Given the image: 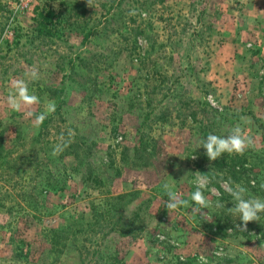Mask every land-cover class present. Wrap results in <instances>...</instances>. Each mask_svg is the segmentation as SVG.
<instances>
[{
    "label": "rangeland",
    "instance_id": "obj_1",
    "mask_svg": "<svg viewBox=\"0 0 264 264\" xmlns=\"http://www.w3.org/2000/svg\"><path fill=\"white\" fill-rule=\"evenodd\" d=\"M76 1L0 0V264H264V213L237 230L219 182L264 198V0H78L46 22ZM33 66L35 113L56 106L39 128L6 104ZM237 124L254 146L210 161L200 141ZM197 171L204 217L191 211ZM165 183L189 205L168 212ZM103 193L125 195L123 227L76 232Z\"/></svg>",
    "mask_w": 264,
    "mask_h": 264
},
{
    "label": "clouds",
    "instance_id": "obj_2",
    "mask_svg": "<svg viewBox=\"0 0 264 264\" xmlns=\"http://www.w3.org/2000/svg\"><path fill=\"white\" fill-rule=\"evenodd\" d=\"M90 6L91 0H88ZM25 78H13L10 81V91L6 97V104L8 108L15 112H23L25 119H31L32 125L35 128H39L43 121L47 118L48 114L55 112V103L48 102L45 106V112L36 114L34 111L35 106L40 104V98L29 90V81H36L40 79L39 70L33 66L28 68L24 73ZM208 101L213 107L216 106L214 98L210 95ZM244 120L245 118H241ZM69 136L73 137L74 132L69 130ZM60 144L54 146L53 155L57 154L64 146V137L61 136ZM254 139L239 125H235L229 134L225 136L216 135L213 133L207 134L206 138L200 141V147L206 150V156L210 161H215L220 158L224 153L243 155L244 152L254 146ZM195 159V156L191 157ZM182 159V158H181ZM179 169V165L176 166ZM196 190L191 194L190 199L194 202V207L191 211L194 214H200L201 217L207 215L204 213V209H209L212 206V202L204 195L203 189H206L210 183L209 176L199 171L193 173ZM221 186L232 197L234 201L233 207L227 208V211L234 216H237L242 222L236 225V229L241 232L248 231L249 222H259L260 214L264 213V198L251 196L248 194L246 187L239 183L231 181V179L224 181L221 179ZM168 200L165 201L164 206L168 212L175 211L180 207H187L189 201L184 199L180 192L174 191L172 186L165 183L163 185ZM264 189V183L260 185ZM215 193V189L211 190ZM215 207L221 208L225 205L217 202ZM228 231H232L229 229ZM158 239L163 240V235H158ZM215 255H221L220 252H215ZM199 264H208L205 256L199 257Z\"/></svg>",
    "mask_w": 264,
    "mask_h": 264
},
{
    "label": "trees",
    "instance_id": "obj_3",
    "mask_svg": "<svg viewBox=\"0 0 264 264\" xmlns=\"http://www.w3.org/2000/svg\"><path fill=\"white\" fill-rule=\"evenodd\" d=\"M121 3H123V0H118L117 6L121 5ZM79 4H81V2L77 0L75 3H72V5L70 4V6H68L66 13L63 12V13H58V14H54V13H52L51 15L49 14L46 22L53 23V21H55L53 19L54 15L57 17L56 23L63 21V19L66 18L70 14L69 9L71 8L74 9L76 6H79ZM41 24L45 25L44 18L42 19ZM42 30H44L45 34L50 35V36L57 34V29H54V28H47V29L44 28ZM96 30H97V27L88 28L85 31L84 40H90L91 37L97 32ZM44 122H46V120H44ZM124 197L125 195L121 193L111 194V195L109 194L107 195L106 193H103L102 198H103L104 208L102 210H99L98 206L94 207L92 213L89 214L90 220H88L87 225L86 226L80 225V223H78V227L75 229L76 232L85 233L86 231L91 230L93 234H99L102 239H105V238L107 239V236H110L111 234L117 232V230L123 227L122 219L124 215L122 211L121 212L119 211L118 206H119V203L124 200ZM101 206L102 205H99V207ZM85 219L86 218L83 215L80 217V220H82V222ZM75 224L76 222L74 223V225ZM83 224L85 223L83 222ZM61 237H66V235H62ZM100 248L101 246H98V249L93 252V255L98 260L103 259L102 253L100 252Z\"/></svg>",
    "mask_w": 264,
    "mask_h": 264
}]
</instances>
